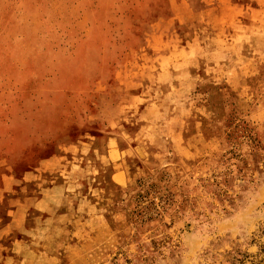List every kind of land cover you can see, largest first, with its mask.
<instances>
[{
	"label": "rangeland",
	"instance_id": "rangeland-1",
	"mask_svg": "<svg viewBox=\"0 0 264 264\" xmlns=\"http://www.w3.org/2000/svg\"><path fill=\"white\" fill-rule=\"evenodd\" d=\"M53 157L14 264H264V0H0V176Z\"/></svg>",
	"mask_w": 264,
	"mask_h": 264
},
{
	"label": "crops",
	"instance_id": "crops-1",
	"mask_svg": "<svg viewBox=\"0 0 264 264\" xmlns=\"http://www.w3.org/2000/svg\"><path fill=\"white\" fill-rule=\"evenodd\" d=\"M59 161L53 157L42 163L40 168L25 173L21 179L4 174L0 176V264H14L24 245L21 237L14 236L15 232L22 231L18 224L23 226L26 222L28 208L39 209L40 194L55 184L43 188L38 183L37 195L32 194L27 186L42 180L44 171L58 172Z\"/></svg>",
	"mask_w": 264,
	"mask_h": 264
}]
</instances>
